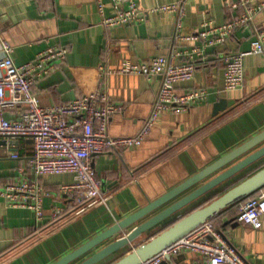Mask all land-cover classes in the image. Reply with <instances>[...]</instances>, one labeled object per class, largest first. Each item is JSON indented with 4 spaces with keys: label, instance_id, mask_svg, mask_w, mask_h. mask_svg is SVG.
Instances as JSON below:
<instances>
[{
    "label": "crops",
    "instance_id": "crops-1",
    "mask_svg": "<svg viewBox=\"0 0 264 264\" xmlns=\"http://www.w3.org/2000/svg\"><path fill=\"white\" fill-rule=\"evenodd\" d=\"M179 0H140L143 10ZM233 3L238 0H230ZM264 2V0H257ZM183 35L202 29L205 23L220 26L233 21L242 9H233L226 0H186ZM111 12V11H110ZM95 0H6L0 2V61L3 43L14 47L17 65L33 60L53 46L68 48L65 61L35 87L44 107L69 103L98 88V69L115 71L126 60L150 61L173 51L190 52L201 43L175 39L176 17L150 13L141 24L104 28ZM264 28V11L252 24L239 27L224 45L205 49L195 77L176 85L184 94L205 88L211 93L204 103L180 113L164 112L144 143L138 147L110 150L95 155L94 168L107 203L78 212L73 197L60 194L59 186L70 183V174L46 176L40 181L49 195L44 199V218L37 221L34 211L10 206L0 196V264H53L79 248L117 221L138 211L198 173L220 157L264 130V57L245 58L243 89L225 92L227 55L250 48L254 28ZM186 57L177 60L183 63ZM2 69L0 68V75ZM161 77L110 73L105 90L114 103L124 107L110 121L112 136H134L151 113L161 86ZM227 99L229 108L213 117L214 105ZM3 140V139H0ZM19 145L0 146V187L18 180L17 167L33 154L27 139ZM17 152L19 160L11 158ZM264 165V159L181 210L163 225L206 204ZM184 197L181 196L180 198ZM207 201V202H208ZM66 209L53 219L55 208ZM233 209L229 210V212ZM234 213V211H233ZM230 213L222 217V233L249 264H264L263 226L255 229L242 223L230 224ZM168 223V224H167ZM162 224L110 257L119 259L133 247L151 238ZM152 235V236H153ZM199 254L184 252L174 257L176 264H192Z\"/></svg>",
    "mask_w": 264,
    "mask_h": 264
},
{
    "label": "built area",
    "instance_id": "built-area-1",
    "mask_svg": "<svg viewBox=\"0 0 264 264\" xmlns=\"http://www.w3.org/2000/svg\"><path fill=\"white\" fill-rule=\"evenodd\" d=\"M95 2L100 23L106 29L141 24L150 13L172 14L176 17L175 39L202 45L190 52L175 50L170 55H161L150 61L126 60L115 71L100 66L96 90L63 105L44 107L34 92L35 87L53 74L59 63L66 60L68 48L49 47L33 60L17 65L12 58L14 47L6 41L3 43L5 57L0 61V139L8 143L32 140L33 154L17 167L18 180L0 187V196L12 207L34 211L38 222L44 218V199L49 195L40 181L46 176L72 175L73 181L60 185L59 192L66 197L75 195L84 202L78 212L106 204L108 199L101 190V181L93 165L94 156L110 150L138 147L148 138L164 112L177 114L206 102L211 95L208 89H190L179 94L176 85L194 79L198 60L204 55L205 49L224 44L237 28L252 24L256 15L264 11V2L238 0L233 3L226 0V4L233 9H242L238 17L220 26L205 23L198 32L184 36L186 0L157 5L148 10L142 9L140 0ZM250 55L264 57L263 27L254 28L248 50L225 58V92L243 89L244 61ZM183 56L186 61L177 63ZM110 73L143 75L149 79L160 76L162 79L151 113L134 136L116 137L109 132L110 121L124 109L122 105L111 101L105 90ZM11 158L19 160L20 155L12 152ZM65 212L66 209L62 207L55 208L53 219ZM263 215L264 189H261L255 198L242 204L237 222L260 229ZM184 252L199 254L200 259L192 264H249L213 225L212 220L142 264H161L167 256L175 257Z\"/></svg>",
    "mask_w": 264,
    "mask_h": 264
},
{
    "label": "water",
    "instance_id": "water-1",
    "mask_svg": "<svg viewBox=\"0 0 264 264\" xmlns=\"http://www.w3.org/2000/svg\"><path fill=\"white\" fill-rule=\"evenodd\" d=\"M228 108V100L220 99L214 105L213 117L219 116ZM28 142L33 144L32 140ZM19 143V140L9 143L7 140H0V146L8 144L17 146ZM262 159L264 130L53 264H102L123 248L132 245L141 236L163 225L181 210L234 179ZM263 188L264 165L209 203L207 200V204L196 207L195 210L167 223L168 225H163L159 234L152 233L148 241L133 247L113 264H142L154 258L200 225L215 219L223 211ZM183 195L184 197L180 198ZM161 264L176 263L174 257L167 256Z\"/></svg>",
    "mask_w": 264,
    "mask_h": 264
},
{
    "label": "trees",
    "instance_id": "trees-1",
    "mask_svg": "<svg viewBox=\"0 0 264 264\" xmlns=\"http://www.w3.org/2000/svg\"><path fill=\"white\" fill-rule=\"evenodd\" d=\"M225 43H226V42H225ZM225 43H224V44H225ZM224 44H222V45H224ZM235 185H236V184H235ZM233 186H234V185H233ZM263 189H264V188H263ZM224 192H225V191H224ZM224 192L219 193V194L216 195L213 199L217 198L218 196H220V195H221L222 193H224ZM259 192H260V190H259L258 192H256V193H254L253 195L249 196L248 198L244 199V200L241 201L240 203H238V204L234 205L233 207H230V208H228L227 210H225V211H223L222 213H220L215 219L212 220L213 225H214L217 229H219V230L222 231L223 224L221 225V224H220V221H221L222 217L225 216L226 214L228 215V213H230V217H231V219L229 220V223H230V224L236 223V222H237L238 215H239V213H240V208H241L242 204H243L244 202H246L247 200H249V199L255 198V196H257V194H258ZM70 197H73V199H75V200L79 203L80 206L84 205V202L79 201L75 195H72V196H70ZM210 201H211V200H210ZM210 201H208L207 203H209ZM207 203H206V204H207ZM231 209H233L234 213H233V211L229 212V210H231ZM65 214H66V213H64V215H65ZM64 215L62 214V215L59 217V219H60L62 216H64ZM160 232H161V231L157 232L156 234H159Z\"/></svg>",
    "mask_w": 264,
    "mask_h": 264
},
{
    "label": "rangeland",
    "instance_id": "rangeland-1",
    "mask_svg": "<svg viewBox=\"0 0 264 264\" xmlns=\"http://www.w3.org/2000/svg\"><path fill=\"white\" fill-rule=\"evenodd\" d=\"M156 233V232H155ZM117 259L113 260V261H110V262H106L105 264H113Z\"/></svg>",
    "mask_w": 264,
    "mask_h": 264
}]
</instances>
